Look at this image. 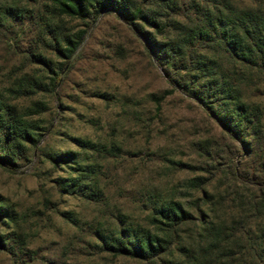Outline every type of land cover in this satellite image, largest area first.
<instances>
[{
	"label": "rangeland",
	"instance_id": "374dc122",
	"mask_svg": "<svg viewBox=\"0 0 264 264\" xmlns=\"http://www.w3.org/2000/svg\"><path fill=\"white\" fill-rule=\"evenodd\" d=\"M132 1L160 10L155 0ZM42 2L0 0V98L41 128L40 151L29 148L27 159L13 170L0 165V196L13 214L11 221L0 220V236L15 253L0 251V264H145L113 257L99 236L115 234L123 225L162 234L152 205L172 201L193 215L181 228L193 246L201 239L197 218L203 214L222 240L232 231L240 236L243 229L260 236L264 196L260 199L231 172L235 167L248 180L264 182V70L243 91L262 116L248 153L198 102L178 90L168 94L172 87L148 54L144 35L116 13L105 10L86 20L48 15L54 28L69 35L86 32L66 61L25 18V11L43 12ZM255 2L264 8V0ZM8 8L18 10L19 17L12 19ZM36 56L60 74L55 89L50 86L54 74L35 62ZM73 139L90 141L96 149L83 152ZM69 151L76 154L75 167L94 165L95 197L68 195L58 186L73 172L65 163L54 166L48 156ZM199 179L209 183L211 196L195 188ZM233 244L238 251V242ZM177 247L173 251L179 254Z\"/></svg>",
	"mask_w": 264,
	"mask_h": 264
},
{
	"label": "trees",
	"instance_id": "16d2710c",
	"mask_svg": "<svg viewBox=\"0 0 264 264\" xmlns=\"http://www.w3.org/2000/svg\"><path fill=\"white\" fill-rule=\"evenodd\" d=\"M153 3L160 10L132 0H43V12L33 16L25 11V18L34 21L58 55L69 61L83 43L86 32L69 35L54 28L46 17L86 20L96 19L105 10L113 11L144 35L148 54L162 67L172 87L168 94L178 90L198 102L249 153L260 131L262 116L253 110L243 91L253 82V76L264 70V8L254 4L255 0H155ZM6 12L12 19L19 17L16 9L8 8ZM144 28L152 32L145 33ZM34 59L54 74L50 86L55 89L60 74L53 72L41 56ZM161 100L157 99V105ZM38 131L41 128L36 123L23 119L16 107L0 98V165L13 170L27 159L29 148L33 153L40 151ZM73 141L83 152L96 149L90 141ZM48 157L54 166L65 163L73 172L70 178L58 183L64 193L95 197L97 175L93 164L75 167L76 154L72 151L52 153ZM178 166L195 169L184 164ZM231 175L243 186L254 187L263 199V181L248 180L235 167ZM207 185L202 179L194 182L205 197L211 196L206 192ZM152 211V216L160 219L162 234L123 225L115 234L99 236L104 251L113 257H130L145 264H264V229L258 237L243 229V232L239 230L240 236L232 231L222 240L214 223L205 220L203 214L197 218L201 239L193 246L186 242L181 231L193 219L182 203L153 204ZM62 216L74 222L68 213ZM3 219L11 221L13 214L0 196V220ZM7 241L0 236V251L14 255L6 248ZM237 242L238 251L233 249V243ZM174 244L178 245L179 254L173 251Z\"/></svg>",
	"mask_w": 264,
	"mask_h": 264
}]
</instances>
